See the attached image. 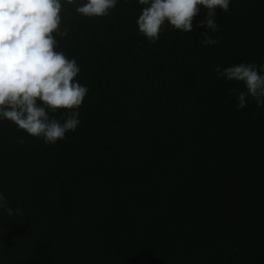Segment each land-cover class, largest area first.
<instances>
[{"label": "trees", "instance_id": "trees-1", "mask_svg": "<svg viewBox=\"0 0 264 264\" xmlns=\"http://www.w3.org/2000/svg\"><path fill=\"white\" fill-rule=\"evenodd\" d=\"M75 7L54 36L88 87L77 129L45 144L0 121V264H264V108L214 71L264 63V0L217 9L208 46L203 12L149 42L137 0Z\"/></svg>", "mask_w": 264, "mask_h": 264}, {"label": "clouds", "instance_id": "clouds-1", "mask_svg": "<svg viewBox=\"0 0 264 264\" xmlns=\"http://www.w3.org/2000/svg\"><path fill=\"white\" fill-rule=\"evenodd\" d=\"M118 0H0V121L9 120L45 144H55L74 132L80 124L78 109L88 93L87 85L75 79L81 71L77 60L59 51L54 33L67 35L60 28L64 4H75L77 13L87 17L107 16ZM144 5L136 20L138 31L149 42L160 38L162 26L171 25L180 32L193 30V19L202 31L203 45L217 39L208 32L219 30L217 9L229 11L231 0H137ZM219 78L242 82L246 91L232 89L244 108L247 98L264 108V63L241 62L214 69ZM63 109L60 117L53 113ZM0 209L12 215L6 197L0 191ZM17 211H22L17 209Z\"/></svg>", "mask_w": 264, "mask_h": 264}]
</instances>
